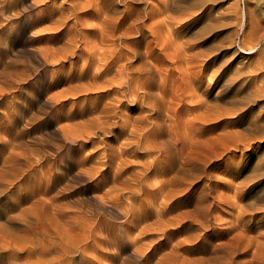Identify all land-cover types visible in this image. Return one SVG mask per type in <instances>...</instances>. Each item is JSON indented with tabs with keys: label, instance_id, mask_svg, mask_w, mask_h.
<instances>
[{
	"label": "rangeland",
	"instance_id": "rangeland-1",
	"mask_svg": "<svg viewBox=\"0 0 264 264\" xmlns=\"http://www.w3.org/2000/svg\"><path fill=\"white\" fill-rule=\"evenodd\" d=\"M171 1L96 15L93 0H0V264H264V73L240 48L246 0ZM251 2L261 34L264 0Z\"/></svg>",
	"mask_w": 264,
	"mask_h": 264
},
{
	"label": "bare ground",
	"instance_id": "bare-ground-1",
	"mask_svg": "<svg viewBox=\"0 0 264 264\" xmlns=\"http://www.w3.org/2000/svg\"><path fill=\"white\" fill-rule=\"evenodd\" d=\"M94 1V3L91 5V4H86L85 6H84V8H90V10H91V12H93L94 14H96V15H98V9H97V7L98 6H100L105 12H107L108 10H109V8L106 6V4L107 3H110L111 2V0H93ZM186 2H187V0H185ZM240 2H241V0H240ZM162 4H163V8L165 9V10H167L168 8H170V7H172V6H174L173 5V3H172V1L171 0H162ZM240 4V3H239ZM250 4H252V2H251V0H246V7H245V10H243V12H242V14H240V12H238L237 10L235 11L236 12V17H237V21L240 23L241 22V24H239L240 25V27L242 28L243 26H250L251 27V31L250 32H248L247 34H246V37L247 38H245V39H247V40H243V42H241V45H240V48H242L243 50H246L245 52H247V53H250V54H256L257 56H258V59H257V61L256 62H254L253 63V65L251 66H249L248 67V69H250V70H248L249 72L248 73H256L257 71H262V73H264V47L262 48L261 47V45L263 44L262 43V40H264V32H262L261 34H259V32H256L257 31V23L258 24H260L261 23V20H259L257 17H255L254 15H253V13H254V9H251L249 6H250ZM243 5V4H242ZM181 6H183V5H181ZM185 7H188V6H185ZM99 8V7H98ZM179 8H181V7H179ZM242 9V8H241ZM167 12V11H166ZM172 12V11H171ZM163 13V12H162ZM166 14V13H165ZM170 14V13H169ZM193 16V13H189V15H188V17L189 16ZM164 16H167V15H164ZM243 17L245 18V20H243V21H241V18L243 19ZM187 18V17H186ZM191 18V17H190ZM171 18H169V16H167L166 18H165V20H164V23H162V25L163 24H167V23H165V22H168L169 20H170ZM248 19H249V21H248ZM107 21H108V16H106L105 18L103 17V22L104 23H107ZM236 21V22H237ZM245 21V22H244ZM163 22V21H162ZM172 22V21H171ZM174 22V21H173ZM182 22V21H181ZM244 22V24H242ZM246 23V24H245ZM249 23V24H248ZM181 24V23H180ZM154 25V24H153ZM182 25V24H181ZM256 27H255V26ZM171 26V25H170ZM176 26H178V25H175V29H176ZM157 27V26H156ZM163 27V26H162ZM165 27V26H164ZM172 27H173V25H172ZM152 28V27H151ZM158 29H160V31H162L161 29V27L160 26H158L157 27ZM167 28V27H166ZM155 29V28H154ZM168 29V28H167ZM173 29V28H172ZM171 29V30H172ZM239 29V28H238ZM153 30V29H152ZM166 30V29H165ZM263 30H264V28H263ZM154 31H157L158 32V30H154ZM153 31V32H154ZM173 31V30H172ZM242 31V30H241ZM157 32H155V33H157ZM176 32V31H175ZM152 33V32H151ZM168 33V32H167ZM166 33V34H167ZM244 33V29H243V32H242V34ZM158 35H159V32L157 33ZM157 34L155 35L154 34V36L156 37L157 36ZM259 34V35H258ZM171 35V34H170ZM162 36V35H161ZM184 36V35H183ZM158 37V36H157ZM240 38V37H239ZM173 39H175V38H173ZM172 39V40H173ZM238 39V38H237ZM113 40V39H112ZM177 40V39H176ZM239 40V39H238ZM117 41V40H116ZM181 43V42H180ZM179 43V44H180ZM183 44V43H182ZM185 44V43H184ZM188 44V43H187ZM186 44V45H187ZM189 44H191V43H189ZM193 44V43H192ZM191 44V45H192ZM239 44V43H238ZM237 44V45H238ZM164 45V44H163ZM195 46V45H194ZM172 47V46H171ZM176 47H178V46H176ZM163 48H164V46H163ZM162 48V49H163ZM179 48H180V46H179ZM239 48V47H238ZM175 49H177V48H175ZM174 49V50H175ZM181 49V48H180ZM189 49H190V46H189ZM172 50V49H171ZM181 50H183V49H181ZM192 50V49H191ZM164 51H166V50H163V52ZM185 51V50H184ZM172 52H173V50H172ZM179 52V51H178ZM198 52V51H197ZM112 54H113V52H111ZM167 53V52H166ZM180 53V52H179ZM188 53V52H187ZM199 53H201V52H199ZM116 54V52H114V55ZM160 54H162V53H160ZM165 54V53H164ZM168 54V53H167ZM195 54H196V52H195ZM203 54V53H202ZM209 54V53H208ZM213 54V53H212ZM169 55V54H168ZM175 55V54H174ZM187 55H189V54H187ZM199 55V54H198ZM167 56V55H166ZM183 56V55H182ZM185 56V55H184ZM189 56H192V55H189ZM210 56V55H209ZM209 56H208V58H209ZM216 56V55H215ZM114 57V56H113ZM162 56H160V58H161ZM173 57V56H172ZM177 57V56H176ZM193 58H195V57H193ZM193 58L191 59V60H193ZM203 58H204V56H203ZM207 58V59H208ZM187 59H188V57H187ZM190 59V58H189ZM162 60V59H161ZM167 60V59H166ZM176 60V59H175ZM178 60L179 61H181V59H179V57H178ZM183 60H186V59H183ZM190 60V61H191ZM202 60V59H201ZM206 60V59H205ZM256 60V59H255ZM178 61V62H179ZM198 61V60H197ZM200 61V60H199ZM204 60H202V62H203ZM169 62V61H168ZM173 62V61H172ZM183 62V61H182ZM186 62H187V60H186ZM192 62V61H191ZM193 62H195V61H193ZM192 62V63H193ZM201 62V63H202ZM206 62H208V60L206 61ZM252 62V61H251ZM164 63V62H163ZM174 63V62H173ZM188 63H190V62H188ZM188 63H187V65H188ZM204 63V62H203ZM175 64H177V63H175ZM180 65H181V63H179ZM183 64V63H182ZM169 65V64H168ZM172 65V64H171ZM184 65V64H183ZM202 65V64H201ZM189 66V65H188ZM194 66H196V65H194ZM185 67V66H184ZM187 67V66H186ZM179 68H180V66H179ZM193 68H195V67H193ZM202 68H203V66H202ZM171 69V71H172V68H170ZM176 70H178V68L176 67L175 68ZM174 69V70H175ZM239 69V68H238ZM240 69H242V68H240ZM182 70V69H181ZM188 70H190L189 68H188ZM237 70V69H236ZM123 72V71H122ZM175 72V71H174ZM179 72V71H178ZM236 72V71H235ZM173 73V72H172ZM171 73V74H172ZM194 73V72H193ZM151 74V73H150ZM158 74V73H157ZM170 74V75H171ZM174 74V73H173ZM191 75H192V73H190ZM239 74H240V72H239ZM239 74H237V75H239ZM258 74V73H257ZM167 75V74H166ZM242 75V74H241ZM256 75V74H255ZM157 76V75H156ZM159 76V75H158ZM157 76V77H158ZM250 76V75H249ZM150 77V76H149ZM190 78H191V76H189ZM235 77V76H234ZM245 77V76H244ZM251 77V76H250ZM165 78V77H164ZM164 78H162V79H164ZM192 78H193V76H192ZM191 78V79H192ZM249 78V77H248ZM253 78V77H252ZM124 79V78H123ZM159 79H161V78H159ZM181 79V78H180ZM189 79V78H188ZM194 79H195V76H194ZM232 79V78H231ZM244 79V78H243ZM256 79H257V77H256ZM263 79V78H262ZM125 80V79H124ZM123 80V81H124ZM127 80H128V78H127ZM127 80H125V81H127ZM130 80V79H129ZM142 80H145V77L144 78H142ZM167 80V79H166ZM165 80V81H166ZM193 80V79H192ZM191 80V81H192ZM239 80V79H238ZM245 80V79H244ZM123 81H122V83H123ZM159 81H162V80H159ZM226 81V80H225ZM237 81V80H236ZM247 81V80H246ZM257 81V80H256ZM130 82V81H129ZM141 82V81H140ZM143 82H145V81H143ZM142 82V83H143ZM163 82V81H162ZM172 82H174V80L172 81ZM195 82V81H194ZM193 82V83H194ZM261 82V81H260ZM127 83V82H126ZM137 83V82H136ZM146 83V82H145ZM150 83V82H149ZM149 83H148V85H149ZM156 83H158L159 85H161L162 83H159V82H157L156 81ZM182 83H184V81L182 82ZM182 83H180V85L182 84ZM230 83V82H229ZM232 83V82H231ZM236 83V82H235ZM263 83V85L262 86H260L259 85V89H260V91H258V92H261V90H264V82H262ZM121 84V83H120ZM138 84H140V83H138ZM137 84V85H138ZM153 84V83H152ZM164 84H165V82H164ZM177 84V83H176ZM186 84V83H185ZM228 84V83H227ZM234 84V83H233ZM124 85H126V84H124ZM137 85H135L136 87H137ZM142 86L144 85V84H141ZM147 85V84H146ZM151 85V84H150ZM156 85V84H155ZM171 85H173V84H171L170 83V86ZM188 85H189V82H188ZM118 86V85H117ZM121 86V85H120ZM129 86H130V84H129ZM140 85H138V87H139ZM145 86V85H144ZM143 86V87H144ZM153 86V85H152ZM158 86V85H157ZM162 86V85H161ZM160 86V87H161ZM165 86H166V84H165ZM164 86V87H165ZM168 86V85H167ZM185 86V85H184ZM245 86V85H244ZM244 86H243V88H244ZM258 86V85H257ZM138 87H137V89H138ZM141 87V86H140ZM148 88L150 87V86H147ZM155 87V86H154ZM163 87V88H164ZM169 87V86H168ZM175 87V86H174ZM189 87V86H188ZM193 87V86H192ZM228 87V86H227ZM120 88V87H119ZM167 88V87H166ZM184 88V87H183ZM228 88H230V87H228ZM255 88V87H254ZM125 89V88H124ZM165 89V88H164ZM164 89H162V90H164ZM119 90H121V89H119ZM159 90H160V88H159ZM186 90H187V88H186ZM238 89H236V91H237ZM255 90V89H254ZM258 90V89H257ZM257 90H255V91H257ZM131 91V90H130ZM135 91L137 92V90L135 89ZM158 91V90H157ZM164 91H166V90H164ZM163 91V92H164ZM224 91V90H223ZM239 91V90H238ZM126 92V91H125ZM160 92H161V90H160ZM172 92H173V89H172ZM188 92V91H187ZM220 92V91H219ZM263 93H264V91H262ZM132 93H133V91H132ZM158 93V92H157ZM162 93V92H161ZM165 93V92H164ZM221 93V92H220ZM219 93V94H220ZM225 93V92H224ZM234 93V92H233ZM235 93H237V92H235ZM135 94V93H134ZM133 94V95H134ZM145 94V93H144ZM182 94V93H181ZM180 94V95H181ZM184 94H185V90H184ZM250 94V93H249ZM259 94V93H258ZM127 95V94H126ZM125 95V96H126ZM131 95V94H130ZM146 95V94H145ZM195 95H196V92H195ZM195 95H194V90H193V93L192 94H189V92H188V95L186 94V98L184 97V95H183V97L185 98V99H187V98H189V99H192V98H196L195 97ZM123 96H124V93H123ZM124 96V97H125ZM142 96V95H141ZM164 97L165 95L163 94V95H159L158 97ZM199 96V95H198ZM249 96V95H248ZM133 97V96H132ZM139 97V96H138ZM177 97H179V96H177ZM134 98V97H133ZM132 98V99H133ZM171 98H173L172 97V94H171ZM181 97H179V99H180ZM199 98H201L200 96H199ZM198 98V99H199ZM220 98V97H219ZM145 99V98H144ZM161 99H163V98H161ZM169 99H170V97H169ZM218 99V98H217ZM134 100V99H133ZM135 100H136V98H135ZM141 100H143V99H141ZM137 101V100H136ZM149 101V100H148ZM151 101V100H150ZM149 101V102H150ZM170 101V100H169ZM187 101V100H186ZM189 101V100H188ZM200 101V100H199ZM199 101H195V102H197L198 104L196 105V104H194V105H196L195 107H194V109H196V110H198L197 108H200L201 107V103L199 102ZM263 101V100H262ZM165 102V101H164ZM163 102V103H164ZM168 102V101H167ZM171 102V101H170ZM257 102V101H256ZM261 102V101H260ZM145 103V102H144ZM186 103V102H185ZM138 105H139V102L137 103ZM140 104H141V102H140ZM146 104V103H145ZM169 104H171V103H169ZM168 104V105H169ZM178 104H180V103H178ZM256 104V103H255ZM137 105V106H138ZM150 105V104H149ZM184 105V104H183ZM187 105V104H186ZM204 105V104H203ZM250 105V104H249ZM143 106V105H142ZM180 106V105H179ZM185 106V105H184ZM189 106V105H188ZM146 107V106H145ZM165 107V106H164ZM169 107V106H168ZM205 107V106H204ZM213 107V106H212ZM250 107H252V106H250ZM262 107V109L264 108L263 106H261ZM151 108V107H150ZM153 108V107H152ZM166 108V107H165ZM170 108V107H169ZM206 108H208V107H206ZM233 108V107H232ZM231 108V109H232ZM148 109V108H147ZM146 109V110H147ZM167 109V108H166ZM173 109V108H172ZM187 109V108H186ZM193 108H192V110H194ZM203 109V108H202ZM228 110H229V108H227ZM234 109V108H233ZM238 109V108H237ZM243 109V111L246 109V108H242ZM142 110H143V108H142ZM168 110H170V109H168ZM175 110V109H174ZM187 110H189V109H187ZM215 110H217V109H215ZM214 110V111H215ZM225 110V109H224ZM227 110V111H228ZM235 110V109H234ZM233 110V111H234ZM164 111H167V110H165L164 109ZM195 111V110H194ZM199 111V110H198ZM207 111H209L208 109H207ZM207 111H205V112H207ZM262 111H264V110H262ZM156 112V111H155ZM169 112V111H168ZM174 112V111H173ZM175 112H176V110H175ZM185 113L187 112L186 110L184 111ZM203 112V111H202ZM219 112V111H218ZM229 112V111H228ZM228 112H226L227 114H228ZM230 112H232L231 110H230ZM237 112V111H236ZM240 112V110H238V113ZM158 113V112H157ZM157 113H156V115H157ZM189 113V112H188ZM191 113V112H190ZM193 114H191V115H194V112H192ZM201 113V112H200ZM200 113H197V115H199ZM235 113V112H234ZM233 113V114H234ZM258 113H260V112H258ZM181 114V113H180ZM203 114V113H202ZM230 114V113H229ZM262 114V113H261ZM260 114V115H261ZM166 115V114H165ZM168 115V114H167ZM172 115V114H171ZM182 115V114H181ZM190 115V114H189ZM196 115V116H197ZM203 115H205V114H203ZM202 115V116H203ZM207 115V114H206ZM210 115H212V113L211 114H209V116ZM161 116V115H160ZM173 116H174V114H173ZM183 116V115H182ZM188 116V115H187ZM200 116V115H199ZM199 116H197V117H199ZM201 116V117H202ZM208 116V115H207ZM221 116H222V114H221ZM232 116V115H231ZM156 117V116H155ZM168 117V119H169V116H167ZM175 117L178 119V122H179V120H181V118H180V115L178 116V113H177V116L175 115ZM174 117V118H175ZM194 118H195V115L193 116ZM196 117V118H197ZM259 117V116H258ZM192 118V117H191ZM223 117H221V119H222ZM232 118V117H231ZM159 119V118H158ZM173 119V118H172ZM171 119V120H172ZM176 119V120H177ZM197 119H199V118H197ZM207 119V118H206ZM220 119V118H219ZM254 119V121L256 120L255 118H253ZM183 120H186V118L184 119L183 118ZM188 120H189V118H188ZM187 120V121H188ZM264 120V119H263ZM191 121H194L193 119H191ZM190 121V122H191ZM219 121V120H218ZM233 121V120H232ZM253 121V122H254ZM181 122H182V120H181ZM257 122H259V121H257ZM176 123H177V121H176ZM185 123V122H184ZM192 123V122H191ZM229 123V122H228ZM252 122H251V120H250V124H251ZM255 123H256V121H255ZM178 124V123H177ZM176 124V126H178ZM182 124V123H181ZM181 124H179V125H181ZM186 124V123H185ZM189 124V123H188ZM188 124H186L187 126H186V128L188 129V127H189V125ZM194 124V123H193ZM192 124V125H193ZM249 124V125H250ZM261 124V123H260ZM191 125V124H190ZM254 125V124H253ZM133 126H135V125H133ZM175 126V127H176ZM195 126V125H194ZM194 126H193V128H194ZM256 126H259V125H256ZM255 126V127H256ZM152 127V126H151ZM190 127H192V126H190ZM189 127V128H190ZM132 128H134V127H132ZM155 128V127H154ZM156 128H157V126H156ZM182 128H183V126H182ZM224 128H226L225 126H224ZM125 129V128H124ZM168 129V128H167ZM180 129V128H179ZM184 129V128H183ZM253 129V128H252ZM134 129H132V131H133ZM138 130V129H137ZM140 130V129H139ZM149 130V129H148ZM154 130V129H153ZM153 130H151V133L153 132ZM156 130V129H155ZM147 131V130H146ZM159 132H160V130H158ZM168 131H169V129H168ZM222 131V130H221ZM230 131V130H229ZM123 132V131H122ZM181 132L184 134V132H185V135H182L180 138H185V137H187V132L184 130V132H183V130H181ZM189 132V131H188ZM191 132V131H190ZM225 132H227V131H225ZM124 133V132H123ZM132 134H134L133 132H131ZM147 133H148V131H147ZM156 133V132H155ZM166 133V135H167V132H165ZM170 133V132H169ZM168 133V134H169ZM224 133V132H223ZM222 133V135H224V134H226V133H224L223 134ZM195 134V133H194ZM193 134V135H194ZM219 134H221V132L220 133H218L217 135H219ZM145 136H146V134H144ZM155 135V134H154ZM170 135V134H169ZM178 135V134H177ZM176 135V136H177ZM181 135V134H180ZM179 135V136H180ZM264 135V134H263ZM175 136V135H174ZM174 136H173V138H174ZM179 136L177 137V138H179ZM183 136H185V137H183ZM195 136V135H194ZM193 136V137H194ZM169 137V136H168ZM192 137V138H193ZM213 137V136H212ZM260 137V136H259ZM263 137V136H262ZM170 138V137H169ZM169 138H167V139H169ZM179 138V139H180ZM188 138V137H187ZM192 138H190V141H192ZM214 138H218V137H214ZM213 138V139H214ZM224 138V137H223ZM261 138V137H260ZM171 139V138H170ZM198 139V138H197ZM212 139V138H211ZM212 139V140H213ZM173 140V139H172ZM175 140V139H174ZM178 140V139H177ZM184 140V139H183ZM186 140V139H185ZM188 140V139H187ZM194 141H196V139H193ZM199 140H200V138H199ZM210 140V139H209ZM209 140H207V141H209ZM222 140V139H221ZM234 140V139H233ZM263 140V139H262ZM160 141V140H159ZM190 141H188L187 143H189V144H192V143H190ZM202 141H203V139H202ZM201 141V142H202ZM206 141V140H205ZM206 141V142H207ZM226 141V140H225ZM228 141V140H227ZM181 142H182V145H184V148L183 149H185V144H184V142L181 140ZM180 142V143H181ZM198 142V141H197ZM200 142V143H201ZM248 142V141H247ZM147 143V142H146ZM195 143V142H194ZM202 143H204V142H202ZM220 143V142H219ZM229 143H232V142H229ZM252 143V142H251ZM138 144V143H137ZM137 144H136V146H137ZM173 144V143H172ZM197 144V143H196ZM148 145V144H147ZM175 145L177 146V142L175 143ZM188 145V144H187ZM186 145V146H187ZM209 145V144H208ZM215 145L216 144H214V147H215ZM237 145V144H236ZM135 146V145H134ZM139 146H140V144H139ZM195 146V144H193V146L191 145V147H194ZM213 146V145H212ZM230 146V145H229ZM188 147V146H187ZM197 147V146H196ZM199 147V146H198ZM214 147H211V148H214ZM237 147V146H236ZM249 147H250V144H249ZM137 148V147H136ZM149 148V147H148ZM175 148V147H174ZM218 148H219V146H218ZM217 148V149H218ZM220 148H222V147H220ZM228 148V147H227ZM232 148V147H231ZM179 149V148H178ZM180 149H181V147H180ZM180 149H179V151H180ZM206 149V148H205ZM215 149H216V147H215ZM216 149V150H217ZM189 150H191V149H189ZM198 150V149H197ZM201 150V149H200ZM203 151H204V149H202ZM213 150V149H212ZM221 150V149H220ZM157 151V150H156ZM178 151V154H180V152ZM206 151H207V149H206ZM218 151V150H217ZM216 151V153H219L220 154V152H217ZM223 151V150H222ZM146 152L149 154V152H150V149H147L146 150ZM182 152V151H181ZM197 152V151H196ZM199 152H201V151H199ZM198 152V153H199ZM210 152V151H209ZM215 152V151H214ZM228 152V151H227ZM160 153H161V151H160ZM188 153V152H187ZM191 153V152H190ZM148 154H146V155H148ZM168 154V153H167ZM166 154V155H167ZM175 154H176V151H175ZM177 154V155H178ZM206 154H207V152H206ZM209 154V153H208ZM214 154V153H213ZM161 155V154H160ZM169 155H172L171 153L170 154H168V157H169ZM181 156H182V154H180ZM185 155V154H184ZM203 155V154H202ZM163 156V155H162ZM204 156H205V154H204ZM173 157V156H172ZM175 157H177V156H175ZM190 157V156H189ZM221 157V156H220ZM178 158H180V157H178ZM183 158V157H182ZM185 158V157H184ZM158 159V158H157ZM165 159H167V158H165ZM177 159V158H176ZM193 159L194 158H192V163H191V161H190V164L191 165H193ZM208 159V158H207ZM162 160V159H161ZM161 160L159 161V160H156L155 161V163H154V165L156 164L157 165V163L158 162H161ZM163 160H164V158H163ZM185 160H186V158H185ZM165 161V160H164ZM166 162V161H165ZM174 162L176 163L177 162V160L175 161L174 160ZM202 162V161H201ZM212 162V161H211ZM180 163L182 164V163H184V162H182V161H180ZM187 164V163H186ZM159 167V166H158ZM178 167H180V164H179V166ZM173 168H172V166H171V164H165L164 165V168L163 169H157V170H155L154 171V174L155 175H164L166 172H172L173 170H172ZM230 184H231V182H230ZM233 184V183H232ZM234 185H235V183H234ZM239 185V184H238ZM241 185V184H240ZM244 185V184H243ZM232 187V186H231ZM236 187V186H235ZM243 187V186H242ZM238 188V187H237ZM237 188H236V190H237ZM240 190H241V188H239ZM234 193L236 194V191L234 190ZM233 193V194H234ZM236 195H238V194H236ZM230 197V196H229ZM223 198V197H222ZM231 199V198H230ZM252 199V198H251ZM224 200H225V198H224ZM233 200H234V198H233ZM231 201V200H230ZM235 201V203H236V200H234ZM229 202V201H228ZM263 202H264V199H263ZM227 203V202H226ZM242 204V203H241ZM240 204V205H241ZM232 205H233V203H232ZM239 204H237V206H238ZM236 206V205H235ZM231 207V206H230ZM240 207H242V206H240ZM236 209V208H235ZM238 210H239V208H237ZM260 212V211H259ZM238 213V212H237ZM242 212H240V214H241ZM251 213V212H250ZM254 215L255 214H253V213H251L250 215H248V217H254ZM242 216V215H241ZM237 217H239V216H237ZM214 219V218H213ZM225 221V220H224ZM246 228H248L249 229V227L250 226H245ZM242 229V228H241ZM261 234V233H260Z\"/></svg>",
	"mask_w": 264,
	"mask_h": 264
}]
</instances>
